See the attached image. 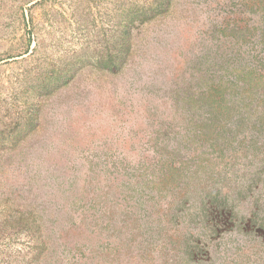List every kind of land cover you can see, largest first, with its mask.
Segmentation results:
<instances>
[{
	"label": "rangeland",
	"instance_id": "rangeland-1",
	"mask_svg": "<svg viewBox=\"0 0 264 264\" xmlns=\"http://www.w3.org/2000/svg\"><path fill=\"white\" fill-rule=\"evenodd\" d=\"M0 264H264V0H0Z\"/></svg>",
	"mask_w": 264,
	"mask_h": 264
},
{
	"label": "trees",
	"instance_id": "trees-1",
	"mask_svg": "<svg viewBox=\"0 0 264 264\" xmlns=\"http://www.w3.org/2000/svg\"><path fill=\"white\" fill-rule=\"evenodd\" d=\"M160 6H166L167 4L164 1H160ZM166 4V5H165ZM126 32V31H125ZM125 43L123 44L122 50H120L119 54H114L107 59V63L105 68H103L104 72L109 73V76L114 77L117 76L119 73H121L122 68H124L127 64L128 57H129V51H130V41L124 40ZM197 68V66H196ZM189 79V78H188ZM186 80V78L183 79L182 83L184 86H179V83H174L170 85L168 90L165 91V96L167 99H171L172 101H175V103L183 100V99H194L195 95H198L199 85L198 82H195L194 79ZM195 83V85H193ZM197 87V88H196ZM159 90L155 87V94L158 97L159 96ZM189 91L188 96L186 93Z\"/></svg>",
	"mask_w": 264,
	"mask_h": 264
}]
</instances>
